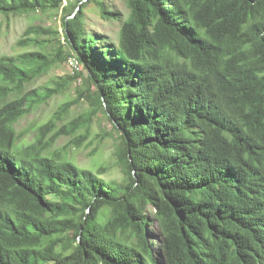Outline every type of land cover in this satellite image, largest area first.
Masks as SVG:
<instances>
[{
  "label": "trees",
  "instance_id": "16d2710c",
  "mask_svg": "<svg viewBox=\"0 0 264 264\" xmlns=\"http://www.w3.org/2000/svg\"><path fill=\"white\" fill-rule=\"evenodd\" d=\"M81 1L0 0L6 17L62 14L0 57V264H264V0H125L124 19L86 0L121 21L117 43L86 29ZM73 80L22 139L19 120ZM99 114L121 178L40 146Z\"/></svg>",
  "mask_w": 264,
  "mask_h": 264
},
{
  "label": "rangeland",
  "instance_id": "374dc122",
  "mask_svg": "<svg viewBox=\"0 0 264 264\" xmlns=\"http://www.w3.org/2000/svg\"><path fill=\"white\" fill-rule=\"evenodd\" d=\"M69 0H63L66 4ZM74 1V0H73ZM107 8L119 12L121 18L127 17L129 9L125 0H100ZM84 5V15L86 29L89 32H97L108 36L114 43L118 42L121 21L105 19L101 16L99 8L95 3L86 0L79 2ZM78 9L75 10L74 14ZM61 13L57 18L51 15H17L6 17L0 14V57L2 55L14 54L22 49L17 47V40L22 36L25 29L31 24H42L60 28ZM76 62L73 59L65 63L58 64L46 75L37 79L33 87H42L61 76L66 77L74 73ZM79 82L72 81L71 88L66 94H58L40 104L29 114L19 120L15 125L17 131L22 134V139L32 141L37 135L38 126L45 123L66 100L73 99L74 89ZM29 86V87H30ZM89 109L88 103L82 101L71 108L70 118L75 117ZM68 118L56 122V126L44 133V142L40 146L44 152L52 154L54 157H67L81 167L97 168L103 166L101 172L105 178H121V172L115 166L113 152L115 150L116 139L110 134L112 131L111 122L102 114H99L93 121L89 130H79L75 133L66 132L62 129L68 122ZM99 153V154H98ZM148 215L153 219L154 228L157 221L154 218L153 210L148 209ZM156 230H154L155 232ZM157 232V231H156Z\"/></svg>",
  "mask_w": 264,
  "mask_h": 264
},
{
  "label": "built area",
  "instance_id": "2783aa9c",
  "mask_svg": "<svg viewBox=\"0 0 264 264\" xmlns=\"http://www.w3.org/2000/svg\"><path fill=\"white\" fill-rule=\"evenodd\" d=\"M75 60L77 61V59L75 58Z\"/></svg>",
  "mask_w": 264,
  "mask_h": 264
}]
</instances>
